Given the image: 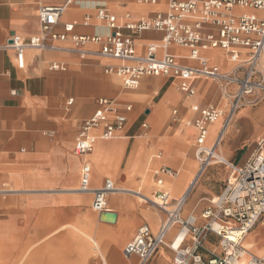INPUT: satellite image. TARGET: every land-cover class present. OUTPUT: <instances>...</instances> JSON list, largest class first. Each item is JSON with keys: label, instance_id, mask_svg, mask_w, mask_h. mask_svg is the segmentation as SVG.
<instances>
[{"label": "crops", "instance_id": "1", "mask_svg": "<svg viewBox=\"0 0 264 264\" xmlns=\"http://www.w3.org/2000/svg\"><path fill=\"white\" fill-rule=\"evenodd\" d=\"M38 4V0H0V184L10 191L0 197V264H137V259L123 257L125 241L142 225L155 233L165 219L152 205L126 193L106 198L105 209L116 215L115 223L98 219L92 210V195L78 191L83 158L76 156L73 148L79 129L97 112L111 116L105 105H99L100 100H107L117 112L125 113L126 123L113 138L101 140L102 130L92 131L97 140L87 156L92 166L89 187L101 188L105 179H110L122 190L138 194L152 195L162 189L172 206L185 194L197 170L196 130L192 125L198 114L191 108L224 107L220 91L211 80H195L196 94L186 98L177 89V80L164 76L143 77L136 89H127L121 78L104 72L107 66L117 67L120 63L95 57L80 60L61 52L26 51L24 67L19 68L14 51L4 47L13 34L23 39L39 35ZM101 9L123 25L164 14L167 4L166 0L154 5L128 0H73L55 32L64 34L66 25H71L67 35L107 37L111 32L95 18ZM243 12L262 16V12ZM86 17L88 25L83 24ZM122 34L130 35L127 30ZM162 37L156 31L132 36L136 56H144L146 46L160 44ZM166 53L186 66L195 65L184 48L171 45ZM246 54L247 50H239L242 57ZM161 55L159 50L157 57ZM201 55L221 72L233 66L223 51L209 50ZM52 62L64 64L66 71L50 70ZM127 106L129 112H125ZM229 127L221 143V154L223 147L228 158L232 157L230 147L238 154L264 136V99L240 110ZM218 130L219 125L212 129L210 144ZM255 149L247 156L238 154V163L223 157L243 165ZM163 167L176 176L156 177L155 172ZM158 179L162 186L156 185ZM227 179L225 167L212 165L186 195L180 214H201L213 196L223 190ZM166 185L173 196L180 195L173 198ZM260 221L252 232V247L264 250V216ZM168 233L170 244L173 239ZM215 241L218 238L210 235L206 245L217 253ZM169 244L162 246L147 264H174ZM243 247L256 255L250 245L246 248L243 242Z\"/></svg>", "mask_w": 264, "mask_h": 264}, {"label": "built area", "instance_id": "2", "mask_svg": "<svg viewBox=\"0 0 264 264\" xmlns=\"http://www.w3.org/2000/svg\"><path fill=\"white\" fill-rule=\"evenodd\" d=\"M47 1V4H43ZM72 1L38 0L39 35L23 39L13 34L4 47L14 51L19 68L24 67V54L29 50L68 53L80 60L95 57L120 63L117 67L107 66L104 72L121 78L127 89H136L143 77L164 76L177 80V89L186 98H192L196 94L193 86L195 80H211L217 85L225 105H210L202 109L192 106L191 110L198 114L192 125L196 130L197 170L185 194L172 206L162 189L153 194L155 201H151L138 193L122 190L110 179H105L101 188H90L88 181L92 166L87 156L97 140L92 131L100 128V139H111L122 131L126 115L117 112L111 103L103 99L99 105H105L111 116L106 112H97L82 123L73 149L76 156L83 158L78 191L92 195V210L98 215L110 212L105 209L106 198L126 193L139 196L141 201L163 211L166 217L155 233L147 225L138 228L134 237L123 247V257H136L137 264H147L162 246L167 245L166 234L177 227L183 234L180 244L174 248L172 241L168 246L174 252V264H264L262 257L249 253L243 247V240L249 231L264 216V139L256 143L255 151L243 165L227 161L221 154V143L236 114L264 99V0H166L167 10L164 14L123 25L117 23L114 15L101 9L96 12L95 18L98 24L111 32L102 38L67 35L72 30L71 25H66L64 34L55 32ZM128 1L154 5L159 0ZM246 10L262 12V16L243 12ZM125 18L128 19L129 15H125ZM83 24L88 25L87 17ZM122 30L129 31L130 35H123ZM147 31L162 33V41L147 45L145 55L136 56L132 36ZM66 42L70 46L63 47L61 44ZM89 45L96 46V50L87 49ZM171 45L186 49L188 60L195 62V65L186 66L180 63L178 57L167 54ZM215 49L228 56L233 64L229 71L221 72L201 55L204 51ZM159 50L162 55L157 57ZM239 50H247L246 56L239 55ZM49 69L65 72L67 68L64 64L52 62ZM129 111L130 106H127L125 112ZM175 115L176 111L173 113ZM215 121H219V130L211 144L206 145L208 126ZM212 165H221L228 171L226 185L199 215L201 222L196 216L181 217L180 209L186 195ZM160 174L174 178L177 173L163 167L155 172L156 177ZM155 182L158 187L163 184L161 179ZM9 192L6 186L0 184V197H5ZM210 235L218 238V254L207 248ZM185 242L188 244L184 245Z\"/></svg>", "mask_w": 264, "mask_h": 264}, {"label": "rangeland", "instance_id": "3", "mask_svg": "<svg viewBox=\"0 0 264 264\" xmlns=\"http://www.w3.org/2000/svg\"><path fill=\"white\" fill-rule=\"evenodd\" d=\"M170 114V113H169ZM214 124H216V126H218V124L217 123H214ZM212 129H210V135H211V138H212ZM246 132H250V127H246ZM211 138L209 139V140H211ZM262 138H264V136H261V137H259L258 138V140H261ZM208 140V141H209ZM207 141V144H210V142H208ZM257 141V140H256ZM255 141V142H256ZM255 142H254V145H251L250 147H248L247 149H244L241 153H238V154H240V155H243V156H247V155H249L255 148H256V144H255ZM230 150L232 151V157H227L225 154H224V151H223V147H222V153H223V156L225 157V158H227V159H231V160H233L234 162H236V163H238L237 162V153L235 154V153H233V148L232 147H230ZM195 169H196V163H195ZM118 186V185H117ZM119 188H123L122 186H118ZM173 187V189H174V186H172ZM166 188H167V190L170 192V194H171V191H170V188H169V186L168 185H166ZM135 190V189H134ZM135 191H137V192H140V193H142V191L140 190H135ZM181 193V192H180ZM180 193H178L176 196H173L172 194H171V196L173 197V198H177L179 195H180ZM145 195V194H144ZM147 197H148V199L149 200H153V195H146ZM214 197V196H213ZM137 199L136 200H138L139 202L141 201V200H139L138 199V197H136ZM184 205V204H183ZM150 206V205H149ZM154 209H155V211H157V212H159V214H160V216L162 217V220H164L166 217H165V214L163 213V211H161V210H158L155 206H152ZM181 217H183V218H187V216H189V215H191V213L190 212H182L181 214ZM200 213L199 214H195V215H192V216H196L197 217V219H198V222H201L202 221V219L200 218ZM261 222V221H260ZM259 222V223H260ZM258 223V224H259ZM257 224V225H258ZM257 225H255V227H253L252 229H251V231L249 232V235L248 236H246V238L244 239L245 241H243L244 242V246L246 247V248H248L249 247V245L250 246H252V244H253V239H254V234L252 233L253 232V230L256 228V226ZM151 228H152V230L153 231H155V228L154 227H152L151 226ZM174 234H176V232L178 231V228L177 227H175V229H174ZM134 237V234H132L131 235V237L130 238H128L126 241H125V243L127 242V241H129L131 238H133ZM172 239H173V237H172ZM217 242L218 241H215L214 242V250L217 252V253H219V249L216 247V245H217ZM166 244H169V241L166 239ZM250 250H251V252L252 253H254V254H256L257 256H260V257H262L263 259H264V250H258L256 247H251L250 248ZM133 259H137L136 257H133Z\"/></svg>", "mask_w": 264, "mask_h": 264}, {"label": "bare ground", "instance_id": "4", "mask_svg": "<svg viewBox=\"0 0 264 264\" xmlns=\"http://www.w3.org/2000/svg\"><path fill=\"white\" fill-rule=\"evenodd\" d=\"M214 123H217L218 125H219V121H215ZM216 126V124H213V125H211L210 127H211V129H213L214 127ZM210 127H209V129H210ZM208 136H209V131H208ZM208 138V137H207ZM206 142H207V140H206ZM131 192H133V191H131ZM135 193V192H134ZM140 196L142 195V196H144V197H146V198H148L146 195H144V194H139ZM153 195V194H152ZM183 196V195H182ZM138 199L140 200V197L138 196ZM151 201H155L154 200V196H153V200H151ZM174 229L175 228H172L170 231H169V233H168V235H170L171 237H173V241H174V248H176V247H178V245L180 244V241H181V238L183 237V234L181 233V232H179V230L176 232V234H174ZM237 233V232H236ZM238 235H239V233H237ZM250 247H252V246H250ZM250 247H248V248H250Z\"/></svg>", "mask_w": 264, "mask_h": 264}, {"label": "water", "instance_id": "5", "mask_svg": "<svg viewBox=\"0 0 264 264\" xmlns=\"http://www.w3.org/2000/svg\"><path fill=\"white\" fill-rule=\"evenodd\" d=\"M98 219H100L101 222L113 224L116 222V215L113 212L101 213Z\"/></svg>", "mask_w": 264, "mask_h": 264}]
</instances>
